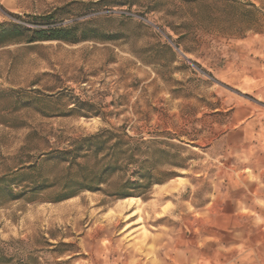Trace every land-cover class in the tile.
<instances>
[{"label":"rangeland","instance_id":"rangeland-1","mask_svg":"<svg viewBox=\"0 0 264 264\" xmlns=\"http://www.w3.org/2000/svg\"><path fill=\"white\" fill-rule=\"evenodd\" d=\"M0 23L81 38L0 45V176L26 141L37 156L106 127L166 150L141 196L0 204V240L37 264H264V54L244 43L264 0H0Z\"/></svg>","mask_w":264,"mask_h":264},{"label":"trees","instance_id":"trees-1","mask_svg":"<svg viewBox=\"0 0 264 264\" xmlns=\"http://www.w3.org/2000/svg\"><path fill=\"white\" fill-rule=\"evenodd\" d=\"M75 26H54L46 29H31L22 25L0 23V45L11 41L65 40L79 42ZM83 39V38H82ZM24 93L12 90L16 101H41L38 91ZM3 91L0 90V94ZM61 113L73 114L87 104L75 98ZM40 112H43L40 110ZM44 114V113H43ZM54 115V114H44ZM31 135V133H30ZM29 137L27 138H30ZM28 141L20 148V162L0 176V204L24 199L27 202H61L75 197L83 191L98 192L105 185L116 184L114 196H141L148 193L159 182L156 153L166 150L158 148L152 141L127 139L124 133L111 128H101L94 134L83 135L72 140L65 148H48L37 156L27 154ZM28 155V160L22 156ZM132 174L128 177V171ZM119 180V181H118ZM29 242L21 239L0 240V264H37L38 257L27 251ZM48 247L68 246L65 242L46 240Z\"/></svg>","mask_w":264,"mask_h":264},{"label":"crops","instance_id":"crops-1","mask_svg":"<svg viewBox=\"0 0 264 264\" xmlns=\"http://www.w3.org/2000/svg\"><path fill=\"white\" fill-rule=\"evenodd\" d=\"M244 43H245L247 51L260 50V52L264 54V37L263 36L253 35L249 39H246ZM253 79H254V82H252L249 79L247 80V88H246L247 91H250V89H252L253 87H257L260 85L259 82H255L256 81L255 78Z\"/></svg>","mask_w":264,"mask_h":264},{"label":"bare ground","instance_id":"bare-ground-1","mask_svg":"<svg viewBox=\"0 0 264 264\" xmlns=\"http://www.w3.org/2000/svg\"><path fill=\"white\" fill-rule=\"evenodd\" d=\"M134 198H130V201H132Z\"/></svg>","mask_w":264,"mask_h":264}]
</instances>
